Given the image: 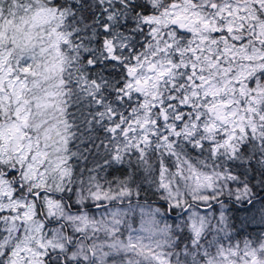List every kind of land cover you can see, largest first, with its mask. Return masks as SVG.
Instances as JSON below:
<instances>
[{
	"label": "snow or ice",
	"instance_id": "obj_1",
	"mask_svg": "<svg viewBox=\"0 0 264 264\" xmlns=\"http://www.w3.org/2000/svg\"><path fill=\"white\" fill-rule=\"evenodd\" d=\"M0 264H264V0H0Z\"/></svg>",
	"mask_w": 264,
	"mask_h": 264
}]
</instances>
